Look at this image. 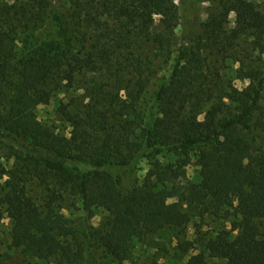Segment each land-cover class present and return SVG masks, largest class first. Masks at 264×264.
<instances>
[{
    "label": "trees",
    "instance_id": "trees-1",
    "mask_svg": "<svg viewBox=\"0 0 264 264\" xmlns=\"http://www.w3.org/2000/svg\"><path fill=\"white\" fill-rule=\"evenodd\" d=\"M181 1H0V151L10 164L0 225L11 220L15 250L0 253V264H92L90 246L136 264L137 241L167 227L201 237L179 243L184 255L201 249L185 264H264V156L250 137L264 71L239 92L212 64L238 57L243 39L264 43V8L219 0L221 11L201 23L198 0ZM173 50L157 112L145 114L154 62ZM56 93L64 94L57 115L69 134L38 117ZM164 151L194 156L205 176L181 191L179 171L157 163L147 181L125 185L128 170ZM74 210L91 220L100 210L103 223L83 233L68 216ZM207 218L224 223L203 238Z\"/></svg>",
    "mask_w": 264,
    "mask_h": 264
},
{
    "label": "rangeland",
    "instance_id": "rangeland-1",
    "mask_svg": "<svg viewBox=\"0 0 264 264\" xmlns=\"http://www.w3.org/2000/svg\"><path fill=\"white\" fill-rule=\"evenodd\" d=\"M1 2H12L13 0H0ZM180 6L182 5L181 0H177ZM264 8V0H251ZM191 4H194L191 2ZM199 5V15L198 19L201 23L210 20L215 14L221 11V5L219 0H198ZM230 21H235V15H230ZM183 27H180L177 32V44L175 49L182 43L183 38ZM254 36L240 41L241 54L238 57L232 56L231 59L221 58L220 56L213 59L212 64L217 66L218 70L224 76L225 86L229 85L234 87L235 90L241 92L252 81H257L255 79L258 76V70L264 71V43L259 46L253 42ZM177 52L173 50L172 58L162 59L157 58L154 62L153 68L156 73L153 76L151 83L145 93L141 109L147 114L148 111L152 110L154 113L157 112V104L155 103L156 92L159 86L165 83L173 69L174 59L176 58ZM249 73H254L252 77L249 78ZM248 77V78H247ZM261 78L262 76L259 75ZM64 94L56 93V98L53 100L51 105H41L38 108L39 120L48 126H52L58 132L62 134H69L70 128L63 123L58 115L57 108L58 102L63 98ZM261 105L263 110H258L255 113L253 119V131L251 132V144L252 150L255 155L264 156V90L263 98L261 100ZM236 107L229 103L230 112L236 113ZM8 156L4 151H0V183L3 184L5 177L2 178V173L8 168ZM187 161V162H186ZM157 163L159 165L172 166L174 169L178 170L180 173V178L176 179V186L185 190L192 183H199L200 180L205 176L206 169L199 165L194 156L186 158V155L182 152H169L164 151L157 157H150L142 159L134 168L128 170L125 175V185L132 188L134 185H139L144 183L150 178L151 170L156 167ZM68 216L73 219L77 218V223L79 225L80 231L83 233L90 231L91 229H99L104 220V214L100 210H95L94 218L89 219L88 215L80 210H74V213ZM200 223V219H194V223ZM208 222V223H207ZM208 224L201 226V235L208 236L211 229L218 228L224 223L222 220L214 222L212 218H207L206 222ZM230 227V226H229ZM11 232H12V222L9 218H6L0 225V253L1 254H13L15 253L14 248L11 247ZM181 229H173L167 227L160 231L158 234L149 237L145 242L137 241L136 248L134 249V260L136 264H151L154 261L159 264H185L189 257L201 252L200 246L197 249L192 250L188 255H184L178 249L180 242L186 240L200 241L201 237L199 235L194 236V229L188 228L187 233H181ZM211 234V233H210ZM188 235V236H187ZM98 250V249H96ZM95 248L89 247L88 252L90 253L92 264H118L111 257H106L102 250L96 251ZM94 251H96L94 253ZM100 256L102 258H100ZM213 262V261H211ZM22 264H44L35 258H30L28 261ZM46 264V263H45ZM129 264V263H126ZM213 264H222L221 261L214 262Z\"/></svg>",
    "mask_w": 264,
    "mask_h": 264
}]
</instances>
